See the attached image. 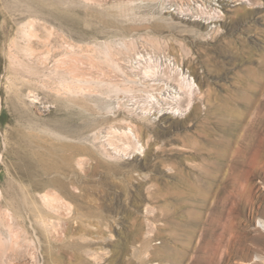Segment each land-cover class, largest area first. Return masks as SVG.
<instances>
[{"label": "rangeland", "instance_id": "374dc122", "mask_svg": "<svg viewBox=\"0 0 264 264\" xmlns=\"http://www.w3.org/2000/svg\"><path fill=\"white\" fill-rule=\"evenodd\" d=\"M259 220L264 0H0V264H264Z\"/></svg>", "mask_w": 264, "mask_h": 264}, {"label": "bare ground", "instance_id": "6f19581e", "mask_svg": "<svg viewBox=\"0 0 264 264\" xmlns=\"http://www.w3.org/2000/svg\"><path fill=\"white\" fill-rule=\"evenodd\" d=\"M129 132H132V130L131 131H129ZM133 135L135 136V137H137L138 138V136H140L139 135V133H137V132H133ZM258 224H259V227L261 228V229H264V220H259L258 221ZM152 255V254H151ZM245 264H249V263H251V262H244Z\"/></svg>", "mask_w": 264, "mask_h": 264}]
</instances>
